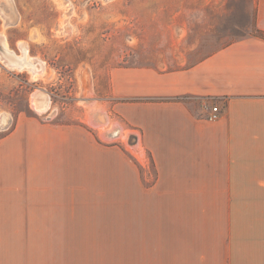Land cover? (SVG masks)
Returning <instances> with one entry per match:
<instances>
[{"label": "crops", "instance_id": "1", "mask_svg": "<svg viewBox=\"0 0 264 264\" xmlns=\"http://www.w3.org/2000/svg\"><path fill=\"white\" fill-rule=\"evenodd\" d=\"M109 79L152 185L79 124L18 119L0 137V264H264V38Z\"/></svg>", "mask_w": 264, "mask_h": 264}, {"label": "rangeland", "instance_id": "2", "mask_svg": "<svg viewBox=\"0 0 264 264\" xmlns=\"http://www.w3.org/2000/svg\"><path fill=\"white\" fill-rule=\"evenodd\" d=\"M256 0H0V38L43 64L39 74L0 59V137L20 118L82 126L100 150L125 159L142 187L155 170L140 127L116 109L118 67L172 70L257 35ZM1 48V44H0ZM36 90L48 105H31ZM126 184H132L126 182Z\"/></svg>", "mask_w": 264, "mask_h": 264}, {"label": "bare ground", "instance_id": "3", "mask_svg": "<svg viewBox=\"0 0 264 264\" xmlns=\"http://www.w3.org/2000/svg\"><path fill=\"white\" fill-rule=\"evenodd\" d=\"M0 59L9 67L27 69L33 74H39L43 70V64L38 59L28 55V50L24 43H19L20 53H16L8 47L4 37L0 38ZM31 105L37 111H43L48 100L43 92L36 90L31 97Z\"/></svg>", "mask_w": 264, "mask_h": 264}, {"label": "trees", "instance_id": "4", "mask_svg": "<svg viewBox=\"0 0 264 264\" xmlns=\"http://www.w3.org/2000/svg\"><path fill=\"white\" fill-rule=\"evenodd\" d=\"M256 30L258 32V34L256 36L264 38V33L261 30L257 29V28H256Z\"/></svg>", "mask_w": 264, "mask_h": 264}, {"label": "built area", "instance_id": "5", "mask_svg": "<svg viewBox=\"0 0 264 264\" xmlns=\"http://www.w3.org/2000/svg\"><path fill=\"white\" fill-rule=\"evenodd\" d=\"M212 109H213V111H216L217 108L216 107H212Z\"/></svg>", "mask_w": 264, "mask_h": 264}]
</instances>
